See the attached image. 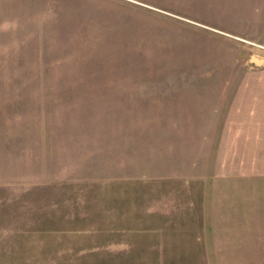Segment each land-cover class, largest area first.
<instances>
[{"label":"rangeland","instance_id":"374dc122","mask_svg":"<svg viewBox=\"0 0 264 264\" xmlns=\"http://www.w3.org/2000/svg\"><path fill=\"white\" fill-rule=\"evenodd\" d=\"M0 264H264V0H0Z\"/></svg>","mask_w":264,"mask_h":264}]
</instances>
